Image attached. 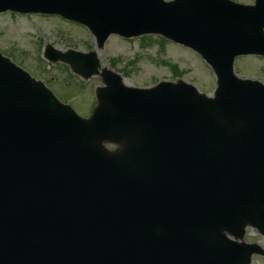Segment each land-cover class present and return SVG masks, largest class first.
I'll return each instance as SVG.
<instances>
[{"label": "water", "instance_id": "1", "mask_svg": "<svg viewBox=\"0 0 264 264\" xmlns=\"http://www.w3.org/2000/svg\"><path fill=\"white\" fill-rule=\"evenodd\" d=\"M263 2L0 0L74 18L99 45L114 32L180 38L218 77L211 98L183 82L126 87L104 70L83 119L0 55V264H249L261 249L227 234L264 233V86L232 63L264 53ZM62 60L97 72L93 53Z\"/></svg>", "mask_w": 264, "mask_h": 264}, {"label": "rangeland", "instance_id": "2", "mask_svg": "<svg viewBox=\"0 0 264 264\" xmlns=\"http://www.w3.org/2000/svg\"><path fill=\"white\" fill-rule=\"evenodd\" d=\"M234 1L251 3L253 0ZM158 37L123 39L112 35L99 48L86 28L60 17L20 16L10 12L0 14V52L35 78L43 80L60 100L70 103L81 116H86L91 110L93 99L90 95L94 93L95 85L102 84L101 78L92 75L82 79L73 74L65 63L45 61L42 53L46 44L64 55L70 49L94 51L99 69L104 67L119 73L129 86L147 87L164 79L175 81L183 78L196 85L201 92L212 94L215 85L210 67L195 54L169 41L162 42ZM235 72L240 77L264 83V59L237 57ZM106 146L108 149L115 148L109 143ZM243 240L258 243L264 250V236L254 228L247 227ZM263 256H253L251 264H264Z\"/></svg>", "mask_w": 264, "mask_h": 264}]
</instances>
